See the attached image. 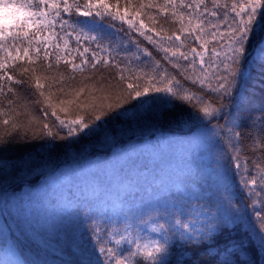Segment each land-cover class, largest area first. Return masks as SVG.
I'll return each mask as SVG.
<instances>
[{"label": "snow or ice", "instance_id": "6c2138e0", "mask_svg": "<svg viewBox=\"0 0 264 264\" xmlns=\"http://www.w3.org/2000/svg\"><path fill=\"white\" fill-rule=\"evenodd\" d=\"M210 4L211 7L209 0H164L163 4L142 0L140 4L133 5L132 0H128V6L122 8L120 0L116 3L109 0H0V5L16 9L13 16L0 15V97L9 93L15 97L14 86H27L35 90L33 94L38 93L42 98L36 103L44 106L41 119L30 115L27 110L23 113L17 111L14 101L9 100L8 108L0 110V117H5L0 120V126L5 129L4 135H8L9 128L17 131L38 125L45 136L68 140L80 133L84 137L89 136L113 118L119 120L123 113L151 112L161 105L173 107L174 101L188 102L196 109L197 114H190L188 121L195 118L203 128L201 143L211 152V176L215 184L213 195L197 196L164 209L162 212L172 219L161 216L169 226L161 224L158 238L153 239L151 246L141 243L139 236L132 239L130 233L117 232L119 238L108 233L122 258H117V251L113 248L100 246L98 251L104 255V264H110L112 259H115V264H170V248L174 244L180 247L185 244L206 246L208 264H254L247 255L244 239L223 240L220 235L229 231L239 233L242 228L255 233L254 238L248 231L244 232V236L254 245V254L259 253L264 258V125L261 126L259 142L253 140L249 146L253 153L251 159L242 158L241 152L246 149L241 147L242 134L236 130L243 114L251 110L254 103V98L245 94L247 85L255 79L257 72H264V0H210ZM152 8H157L160 13L170 12L173 22L178 25L175 30L169 34L161 25L158 31L155 26L157 18L146 11ZM145 14L152 26L140 18ZM73 15L85 18L80 21V31L76 33L77 45L83 37L97 42V49H69V39L64 37H71L72 34L65 29L72 25L65 16ZM116 21L121 27L116 28ZM123 25H127V29ZM108 28L124 33L116 41L122 50L136 48L131 61L136 62L137 67H129L128 64L121 67L122 62L116 61L111 53L100 55L108 49L101 46L97 35L90 34L108 35ZM116 32L109 39L115 37ZM133 32L151 44L156 53L163 55L157 58L153 50L141 47V42L133 39ZM58 40L63 41V48ZM73 51L81 58L79 63L70 59ZM86 53H90V58ZM61 62L68 65L72 73L81 74H95L100 70L98 66H111L117 70L112 78L115 83L109 81L106 87L101 85L97 88L81 81L82 86L74 88L70 83L75 79L74 75L37 74L40 67L48 73L54 67L58 68ZM25 64L27 66H22ZM18 66H22L20 71L14 73ZM170 69H175V73ZM91 79L92 76L84 77V80ZM54 85L57 86L55 90ZM160 93L164 95H156ZM225 100L229 103L225 104ZM260 104L258 120L264 121V99ZM113 112L115 117H110L109 113ZM60 113L65 118H61ZM70 113L75 114L74 118H67ZM21 115L27 117L26 123L19 121ZM49 115L55 118L54 121L46 122ZM105 117L109 118L105 120ZM205 119L209 122L213 119L225 121L219 127L225 132L235 155L225 157L224 153L213 151L220 133L215 125L209 129L203 122ZM97 121L101 123L97 124ZM256 122L253 121V127ZM57 126L67 129V135L61 136L59 131L54 133L53 128ZM5 143L0 136V144ZM50 143L49 140L44 145ZM9 147L10 144L0 148V159H10L3 156ZM257 152L259 158H256ZM229 161L234 162L235 171ZM233 175L239 177V183L242 189L248 190L249 197L258 198L249 204L257 222L255 228L249 213L234 198L230 182ZM202 200L208 204H201L198 209L193 207L194 201ZM256 203H260L261 207L257 208ZM190 207L194 218L185 222L181 217L189 215ZM129 215L134 214L125 213L122 217L127 219ZM82 216L86 233H79L81 247L86 243L93 246V238L99 245L104 239L99 230L85 228L84 225L85 221L105 215L86 208ZM89 232L92 233L90 241ZM124 252L128 255L123 256ZM79 264H102L97 247L93 246L88 258ZM177 264L186 262L181 258Z\"/></svg>", "mask_w": 264, "mask_h": 264}, {"label": "trees", "instance_id": "16d2710c", "mask_svg": "<svg viewBox=\"0 0 264 264\" xmlns=\"http://www.w3.org/2000/svg\"><path fill=\"white\" fill-rule=\"evenodd\" d=\"M109 2L116 3V0H109ZM141 2L142 0H132L133 5ZM143 2L146 3L147 0ZM153 2L163 4L164 0H153ZM120 6L122 8L128 6V0H120ZM209 7H211L210 0ZM146 11L157 18L158 24L155 26L158 31L162 25L170 34L178 26L173 22L170 12L160 13L157 8ZM65 18L69 19L72 25L65 29L66 32L72 34L71 37H64L69 39V49L74 50L77 47L80 51L84 47H90V50L97 49V42L85 40L83 37L79 45L76 43V33L80 31V21H83L84 17L73 15L65 16ZM140 18L145 21V24L152 26L147 14ZM114 23L116 28L121 27L119 21ZM122 27L127 29V25ZM116 28L106 29L108 35L96 32L90 35H97L101 46L108 49V52L100 53V55L107 56L111 53L116 61L122 62L121 67L125 64L129 67H137L136 62L131 61L136 48L129 47L128 50H122L116 41L119 37H123L124 33L116 32ZM57 30H59V25H57ZM114 32L116 36L109 39ZM131 35L133 39L141 42V47L153 50V46L143 37H139L135 32ZM126 40L125 37V42ZM57 42L63 48V41L58 40ZM153 52L157 58L163 55L154 50ZM85 55L90 58V53ZM70 59L74 63H79L81 58L77 52L73 51ZM22 66L13 70L14 73L19 72ZM98 67L100 70L95 74L91 72L72 73L69 66L61 62L59 67H54L52 72L46 73L43 67H40L37 74L63 73L65 77L74 75L75 79L70 82L74 88L81 87V81L89 86L96 85L97 88L101 85L106 87L109 81L115 83L112 79L117 72L115 68ZM170 70L173 73L176 71L175 69ZM85 76H92V79L84 80ZM177 78L182 79L179 76ZM14 87L17 92L15 97L10 93L6 97H0V110L8 108V101L13 100L17 111L23 113L27 110L30 115L43 119L41 109L44 106L36 103L38 99H42L38 93L33 94L35 90L27 86ZM56 87L54 85L53 90ZM96 94L99 95V93ZM245 94L253 97L254 103L251 110L243 114L240 126L236 130L242 134L241 147L246 149L241 152L242 158L251 159L253 153L249 146L253 140L259 142L261 126L264 125V121L258 120L260 101L264 99V72H257L255 79L247 85ZM156 95L163 96L164 94ZM224 103L229 102L225 100ZM130 111L134 112L135 109H130ZM190 114H197L191 104L174 101L173 107L161 105L151 112L123 113L119 120L113 118L89 136L84 137V134L80 133L78 137H69L68 140L45 136L38 125L20 128L17 131L9 128L8 135H4L5 129L0 126V136H3L6 142L0 144V148L11 145L3 152V156L10 159H0V264H79L80 261L88 258L93 246L97 247V255L102 264H104V255L98 251L100 246L113 248L117 251V258H122L114 242L108 240V233L114 232L115 236H118L117 232L130 233L132 239L139 236L142 243L146 232V222L164 224L168 227L166 219L171 218L162 211L173 207L174 204L190 201V196L180 191L171 190L169 194L163 191L161 194V190L157 189L152 180H149V177H152V171L156 168L160 172L173 173L174 168H165L170 162L175 163L174 166L179 169L185 166L181 177L185 179L187 185L191 182L202 191L214 193L211 152L201 143L203 128L200 121L193 118L189 122ZM60 115L61 118H65L63 113ZM74 115L70 113L67 118H74ZM115 115V112L109 113L110 117H115ZM3 118L5 117H0V120ZM108 118L105 117V120ZM18 119L21 122H27V117L24 115ZM54 119L49 115L46 122L54 121ZM254 120L257 121L255 127H253ZM203 122L209 129L214 125L217 126L216 131L220 133L216 137L218 142L215 143L216 148L213 151L222 152L225 157L235 155L228 145L225 132L219 127V125H224L225 121L213 119L209 122L205 119ZM99 123L101 122L97 121V124ZM57 131L61 136L67 135V129L54 127L53 132ZM49 140L52 143L44 145ZM178 141H183V143L180 144ZM177 146H179V152H175ZM255 155L259 158L260 154L257 152ZM229 163L233 164V171H235L234 162L229 161ZM144 169L147 172L144 173ZM253 172L255 173L254 169ZM152 174H154L152 179L160 175ZM230 182L235 200L249 213V219L254 221L252 227H257L253 210L249 204L258 198L248 196V190L242 189L238 176L233 175ZM145 184L150 186L146 191ZM165 197L173 198L172 206L164 199ZM256 207L260 208L261 204L256 203ZM86 208H92L105 215L85 221L84 225L85 228L99 230L104 239L97 245L93 238V246L86 243L81 247L79 233H86L82 216ZM125 213L134 215H129L125 219L122 217ZM162 215L166 219H161ZM245 231H248L253 238L255 237V233L248 228H242L239 233L229 231L220 235L223 240L244 239L248 248V257L254 261V264H264V258H261L259 253L254 254V245L244 236ZM88 235L90 241L92 233L89 232ZM153 235L158 238L157 234ZM127 255V252L123 253V256ZM181 258L186 264H208L207 248L201 244H185L183 247L174 244L170 248V264H177V260ZM110 264H115V259H112Z\"/></svg>", "mask_w": 264, "mask_h": 264}, {"label": "rangeland", "instance_id": "374dc122", "mask_svg": "<svg viewBox=\"0 0 264 264\" xmlns=\"http://www.w3.org/2000/svg\"><path fill=\"white\" fill-rule=\"evenodd\" d=\"M85 31H87V29H85ZM185 141V139H182ZM178 143L182 144L183 141H178ZM179 146L176 147L175 152H179L178 151ZM175 163L170 162L169 165L165 166V168L167 169H171L174 168V172L173 173H168V172H160V170L158 168L154 169V171H152V173L155 174H160L159 176H157L156 178L149 177V180H152L154 182V185L157 186V189L161 190V194L163 193V191L165 192V194H169L171 192V190L176 191H180L182 193H184V195H188L190 196V200L195 199L197 196L200 197H205V196H212V192L211 191H202L198 186H196L195 184L190 182V186L186 184L185 179H183L181 177V175L184 173L185 171V166L182 167V169H179L177 166H174ZM144 173L147 172L146 169H144L143 171ZM145 191L148 190L150 188V186L148 184H145ZM164 199L167 200L168 203H170V205L172 206L173 204L172 199L173 198H168L165 197ZM181 204V203H180ZM201 204H208L207 201H194L193 202V207L195 208H199V205ZM189 215L186 216H182L181 219L185 222L191 220L194 218V216L191 215L192 213V208L190 207L188 209ZM172 219V218H171ZM174 222V220H173ZM114 236V232H111ZM116 238H119L118 236H116ZM109 241L113 242L111 239L108 238Z\"/></svg>", "mask_w": 264, "mask_h": 264}, {"label": "clouds", "instance_id": "9594fccd", "mask_svg": "<svg viewBox=\"0 0 264 264\" xmlns=\"http://www.w3.org/2000/svg\"><path fill=\"white\" fill-rule=\"evenodd\" d=\"M16 14V9L0 5V15L10 17ZM146 232L143 237V244L151 246L153 243V239L155 238L153 234H157L161 230V224H153L150 222H146L145 224Z\"/></svg>", "mask_w": 264, "mask_h": 264}]
</instances>
